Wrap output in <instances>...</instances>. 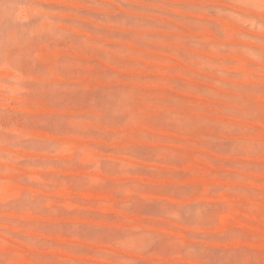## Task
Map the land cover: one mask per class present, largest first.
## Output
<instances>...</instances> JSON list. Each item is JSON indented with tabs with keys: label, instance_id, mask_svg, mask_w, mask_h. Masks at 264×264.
Wrapping results in <instances>:
<instances>
[{
	"label": "rangeland",
	"instance_id": "374dc122",
	"mask_svg": "<svg viewBox=\"0 0 264 264\" xmlns=\"http://www.w3.org/2000/svg\"><path fill=\"white\" fill-rule=\"evenodd\" d=\"M0 264H264V0H0Z\"/></svg>",
	"mask_w": 264,
	"mask_h": 264
}]
</instances>
